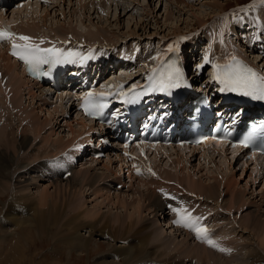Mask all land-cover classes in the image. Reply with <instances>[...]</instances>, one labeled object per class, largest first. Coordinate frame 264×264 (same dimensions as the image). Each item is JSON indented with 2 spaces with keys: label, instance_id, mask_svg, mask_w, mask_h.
<instances>
[{
  "label": "bare ground",
  "instance_id": "obj_1",
  "mask_svg": "<svg viewBox=\"0 0 264 264\" xmlns=\"http://www.w3.org/2000/svg\"><path fill=\"white\" fill-rule=\"evenodd\" d=\"M50 1L53 2V4L51 3L50 6H24L22 10H19L18 13L14 14L12 16V22H14L15 27L18 29V31L22 33L25 32L31 35H37L36 31L39 28V23H47L48 25L49 23L47 22V19L48 16L51 15L52 11L54 12V14L50 17L53 20L54 18H56V12L59 10V14L63 13L65 16V8L61 9L60 7H58V5L63 6V4L68 2V8L69 6L70 8L73 7V0ZM77 1L78 7L80 9L77 7L76 11L77 9L83 11L81 12L83 16L87 15L91 20V15L92 13H94L91 12L92 6L95 4V2H98L100 0H90L88 2H86V0ZM177 2L180 4H182V2L186 4L185 0H177ZM217 4V0L215 2H212V4H210L211 13H209L208 16L206 15L207 17L205 18V15L203 17H197L198 21L196 23L200 26L206 25L213 16L212 14L215 11H218ZM222 6H224V4H220V7ZM128 10H130V7ZM24 14H26L27 16L25 17ZM254 17L255 16L253 15L251 18L252 21L250 22L256 23L257 26L264 29V21H258ZM224 22L226 28L229 27L227 24V20H225ZM51 24L53 25L54 23H50V25ZM24 25L28 27L26 28L24 27ZM223 26L221 25L219 33L218 31H216V33L223 34L224 31H221L223 29ZM74 29L77 32L76 29L78 28ZM96 29V32H98L99 34L98 36H101V32L106 31L104 27ZM55 30H57V32L62 31V29L59 27H57L53 31ZM215 30H218V28H216ZM236 34H238V32ZM82 35L84 34L82 33ZM94 36H91L92 38L90 37V42L92 41L98 43V41L102 39L100 37L99 39H95ZM85 38L87 37H84L83 39ZM260 40H257L259 41L258 43L261 44L262 42L263 44L259 46L264 47L263 37H261ZM174 42L175 41L168 44L169 47L166 50L165 54H163L164 52L162 53L163 56L161 55V58L147 60L146 67L143 72L137 71L133 75H130V73L128 74L127 78L122 75L121 78L134 82L137 81V78H140L141 76H143L142 79H144L145 77L152 76L154 74L152 77L159 79L160 74L167 70V68H165L164 66L160 69L158 68L157 64L161 61V59L168 53H172L174 51V48L180 49L183 53L185 51V45L180 42V46L178 47ZM216 42L218 46H216V48L214 49L212 57L218 52H228L225 56L226 61L233 54H244V52L240 51L238 47H235V45L231 47L232 44H228L230 40H224L222 36L218 37ZM190 43L191 42L186 45L189 46ZM93 44L94 43H90V45ZM248 44L255 47V44L251 42H248ZM230 47L232 48V50H230ZM200 50H202V48H200ZM191 52L192 50L185 51V54H183V56L186 57L187 53ZM194 57L196 58V56ZM199 58H196V63L192 66L199 64L197 60H199L200 62L202 61L201 57ZM220 60L222 61V59ZM130 61L132 60L130 59ZM221 61H214V64H221ZM203 63L205 64L204 61ZM203 63H201V65ZM120 67L116 68V71L117 69L119 70ZM152 67L153 70H156L155 72L152 70ZM116 71L111 72L113 73L112 75L115 74V77L118 73ZM261 71H264V68H262ZM211 72H213V74L209 73L210 77H214L216 70ZM0 74L2 75H0V90H4L1 81H3V79H6V83H8V85L11 84L10 98L13 99L15 107H20L19 105L21 98H18L17 96L19 95V93H21L22 89H26L33 101L36 102L35 105H38L39 109L46 108L49 115L46 116V118L42 121L32 119L31 113L33 108H29L28 110H26L23 118L21 119L22 122H24L25 119L28 118L32 119V125L30 126L29 124L30 127L28 129L30 130L31 128L36 137L42 134L43 128L52 125L51 123H53V121H55L57 124L58 121L60 122L62 120H66L67 125L72 132V135H70L72 137H69V139H72L65 141V143H62L61 138V141L59 139L53 140L54 144L58 146L50 151L51 153L49 154V157H52L47 158L44 162V158H42V160H37V157L39 158L42 153H39L40 151H37V153L32 152L35 151V148L33 150L28 148L31 151L25 152V149L26 147H28L27 145L31 140L28 133L26 134L27 129L25 130V133H19L13 127H9L12 130H8L7 125L10 118H6L7 115L2 117L3 119L0 118V191H4L5 193L8 191L12 194L11 199L8 201V203L1 204L0 206V254H2V252L4 254V252H6V249L10 250V247L14 246L12 240L15 241L14 234L16 231L18 232L19 229H23L21 232H31L32 234H34V232L37 230V227H41L45 220H49L50 222L48 228H50L51 230H57L52 235L54 238H56V241H62L64 242V244L66 243L69 248L73 247L72 250L78 251L79 254H81V251H85L87 255H89V250L86 248L89 246V243L91 242L93 236H99L104 241H108L110 243L108 245V251L105 254L97 253L98 255L95 264H264L263 220L258 221L254 219L253 221L252 219L253 222H251V226L250 224L247 225L250 229V242L243 241L246 244H237V236L236 238H234L236 234L234 235V237L231 235L232 232L234 233L233 222V227L229 225L231 224L230 221L234 219L229 218L230 220L228 219V224L223 226L221 223L224 221L227 222V219L222 220L221 223L219 221H221L224 216L223 218H220L219 216L220 220L218 221L217 219L215 220L210 216L205 215V225L207 226V228L210 226V223H213L215 221L217 227L220 225L223 226H221L216 231L218 232V234H216L215 237H218L219 239L222 237V241L217 242L221 247L230 249L231 251L229 252H222L218 248H214L208 243L197 239L196 236H194L195 233L193 231L188 233L174 227L172 228L170 224H166L163 221H166V219L162 220V218H164V207L161 200V194L160 192L157 193L156 191V188L158 186L165 187L164 181L157 177V169H159L158 167L160 166V163H163L165 160L169 159V161L172 160L173 163L177 167H179V169L181 168V171H185V173L187 172V176H181L182 173L180 172V174L176 170V172H174L176 174V182L178 184H182L187 180L188 184L185 186L186 190H188L187 193L189 191L195 192V194H197L200 198L206 196V202H208L207 200L212 199H214V201H220L221 197H225L226 194L231 192L232 199L230 200V209H233V206L234 208H237L239 206L238 204L241 202L242 204H244L246 189L245 188L243 190L241 188H237L238 182L231 180V177H233V179L236 178V174L234 173V169L236 167H234L233 165L235 164V162H238V158L228 157L227 151L224 149L203 148L199 151V162L201 163L199 165L197 164V167H194V162H192L191 160L192 156L191 158L188 157L189 154H191V150H189L190 152L187 154L186 158L173 147L160 148L156 149L155 151H151L152 149H145L143 152L140 151V149H135L139 154H137L134 149H126L125 153L131 154V156H129V159L131 160L132 164L137 169L140 168L142 170V173L139 174V176L133 175L131 172H129L128 176L131 178L129 182L126 181L125 176L120 175L121 171H123L124 165V161L120 159L121 156H115L114 158L113 156L109 155L107 156V158L102 159V161H106V163H104L102 166V169H104L105 172L98 171V166L99 164H101V161L98 160V163L95 164V166H87L83 170L81 169L80 175H78L79 173H77V176L74 177V174L72 173L73 167L67 164L68 167L63 170V172H60L62 169L59 166V162H62L60 160L61 154H67L65 152L67 148L71 146V141L74 140V138L78 135L82 134L84 127H86L85 120L82 117H78V114L77 117L75 114L71 115V112H75L76 105L72 103L70 97H67L66 95H58V102L54 105V102H50L46 98H44L46 94L41 89V97H38L39 99L37 100L35 98L37 96L35 91V88L37 86H31L30 83L32 82H30V80L25 77L24 71L20 68L17 62L14 61L10 56H8L3 50H0ZM198 77L199 76L195 75V83L199 86L202 80L200 81ZM109 80H112V77ZM114 81H116L119 86L121 85L120 82L117 81V79ZM203 82L207 83V81H204V79ZM209 85L210 84H207L205 86L209 87ZM221 86L222 85L220 83H217L216 90H219V87ZM37 89L39 90V88ZM1 101L2 99L0 98V103L3 102ZM1 105L6 104L2 103ZM3 113H6V110H4ZM5 118L6 120H8L7 124L5 122ZM73 118L76 119L73 120ZM71 120H73L76 124H79L80 130L76 129L75 123ZM228 121L229 120H227V122ZM9 124H11V122ZM44 138L48 141L49 136H45ZM168 149L169 155H165L163 157L159 156L161 152ZM190 149L197 150V148ZM184 152L185 151H183V153ZM148 155H150L149 158L151 159L152 170L148 169L149 164L147 162L148 159L146 158V156ZM155 157L161 162L157 164V160L154 159ZM202 157L203 161H201ZM219 157H221L219 161L220 165H218L219 163L217 161ZM193 159L196 160L197 158L193 157ZM91 161L94 160L92 159ZM241 162V169L243 172L246 171V169L251 168V165H249L248 162L246 163L244 160ZM205 167H211L210 169H216V171L221 167L225 175H220V178L218 177L220 180L217 178L215 180L214 178L206 179L209 180L207 182H205L201 178L193 179L191 177L190 172H192V170L196 171L197 169H199L198 172L201 173L203 172ZM261 170L264 171V168L262 167ZM223 171L221 172L222 174H224ZM146 174L149 175L150 178L142 179V177H145ZM230 174H232L231 177L229 176ZM64 175L67 176L64 177ZM194 175H196V172ZM55 176L57 178H55ZM17 177L18 180L16 179ZM171 177L173 176L171 175ZM81 178L82 180L81 182H79V179ZM262 179V181L264 182V176ZM101 180H109L110 183L108 184L104 182L101 184L99 183ZM138 181L142 183L141 186H143L144 188H137L134 185V183ZM114 183L116 184V186L118 183L125 184V186L129 184V189L127 191L124 190V192H114L112 190V185ZM222 185L225 186L224 190L227 189V193H224L222 191ZM87 192H91V194L88 195ZM261 195L262 196L260 198L264 199V192H261ZM87 197H89L90 199H87ZM253 202L256 203L255 201H252L250 204H253ZM158 211H161L160 215L157 214ZM222 213H224V211H222ZM234 222L236 226L237 223L235 220ZM208 229L210 232V228ZM61 231L65 233L61 234ZM83 231H85L84 234H86V237L83 236ZM179 231L181 232L179 233ZM216 232L213 231L212 233L215 234ZM189 235H193L194 239H190ZM213 235L211 237H213ZM233 238L235 239V242H233ZM15 250L16 248L12 250L11 247L12 252H15ZM6 254L10 253L6 252Z\"/></svg>",
  "mask_w": 264,
  "mask_h": 264
},
{
  "label": "rangeland",
  "instance_id": "obj_2",
  "mask_svg": "<svg viewBox=\"0 0 264 264\" xmlns=\"http://www.w3.org/2000/svg\"><path fill=\"white\" fill-rule=\"evenodd\" d=\"M88 1L90 0H86V2ZM215 1L216 0H185L186 4L183 2L182 4H180L177 2V0H100L98 2H95V4L92 6L91 12L94 13H92L90 20L87 15L86 16L84 15L85 17L83 16V14L81 13L83 11L79 10L80 8L78 7L77 4L78 1L73 0V7L70 8L69 6L70 9L68 8L69 5L68 2L63 4V6L58 5V7H60L61 9L65 8L64 9V13L66 12L65 16L63 13L59 14L60 11L59 10L56 12L57 16L53 20L50 17L54 14V12L52 11L51 15H49L47 19V22L49 23L48 25L47 23L43 24L38 22L39 28L37 29L36 33L37 35L39 34L44 35L46 36V38H50L53 40L55 39L59 40L58 38H61L60 40L67 39L74 41H82L85 43L99 44L101 46L105 44L108 47H117L119 54L125 52L133 53V56H131L130 54L127 55V57H129L133 62L132 61L123 62V64L119 69L120 71L117 69L116 72H118L119 74L121 73V75L118 76L119 78L122 75H124L125 78H127L128 74L131 73L130 75H133L137 71L143 72L146 67V61L149 59L161 58L163 56L162 53L164 52L163 54H165L166 50L168 49L169 47L168 44L173 41H175L174 43L178 47L180 46V42H181L183 45H185V51L186 49L187 51L192 50V52H194L192 53L193 56L196 57H197L196 55L197 51H199L200 48H202L201 51L202 53L200 52L201 55L198 52L202 60L204 56H206V52L213 54L214 49L216 48V46H218V44H216L217 43L216 40L220 36H222L224 40L225 39L230 40L228 44H232L231 47L235 45V47H238V49L244 53L247 52L245 46L246 47L249 46L248 42H252V40H260L261 37H263L264 40V29L262 27L257 26L256 23L250 22L252 21L251 18L253 15L255 16L254 18L256 20L264 21V6L259 5V0H217L218 11H215L212 14L213 16L206 25L204 26L198 25L196 23L198 21V18L203 17L204 15H205L204 18L207 17L208 14L211 13L210 4H212V2ZM220 4H224V6L220 7ZM254 4L257 6L253 7L252 5ZM77 7L79 9H77L76 11ZM129 7L130 10H128ZM244 9H248V11H243ZM237 16H242L243 19H237ZM225 20H227V24L229 26L227 28L225 26V22H224ZM50 23H54V24L50 25ZM69 25L71 26V28ZM221 25L222 26L224 25L222 27L223 29L221 30L224 31V33L218 34L221 29L220 27ZM24 27L27 28L28 26L24 25ZM57 27L61 28L62 31L60 32H57V30H55L56 32L53 31ZM101 27L102 28L104 27L106 31L101 32V36H98L99 34L98 32H96L97 31L96 28H101ZM74 28H78L76 29L77 32L75 31ZM216 28H218V30H215ZM216 31H218V33H216ZM237 31H239L238 34H236ZM240 31L242 34L240 33ZM82 33L84 35H82ZM91 36H94L95 39H99L100 37L102 38L100 40L103 41L99 40L98 43L92 41L90 42ZM84 37L87 38L83 39ZM189 42H191L190 45L189 46L186 45ZM261 44L263 43L261 42ZM261 44L258 43L256 45L259 46ZM231 47L230 50H232ZM227 53L228 52L216 53L215 56L217 54L218 56L215 59L214 58L212 59L213 62L211 61V63L207 64V65L213 64L212 65L213 67L211 66L210 68V66H208L206 68V71L210 73L213 68L216 70L214 61H221L220 59H222L221 62L225 61L226 58L225 56L227 55ZM212 54L207 55L205 58L208 59V57H210L211 59ZM251 56L256 61V63L263 66L264 58L261 57V53L256 52L253 53V55ZM188 58L191 59L189 56ZM197 61L200 63L199 60ZM202 61L205 62V59ZM205 64L203 63L202 65L204 66ZM111 77L112 80L117 79L115 75L114 76L112 75ZM141 78L142 76L137 79H141ZM201 83H203V80L201 81ZM9 86L11 87V84L8 85L7 83V88ZM6 90L5 89L0 90V98L3 101L1 102L6 104V105H1L2 103H0L1 106L0 108H2L0 109V118L4 117L5 115H7L6 118H10L9 123L11 122V124H9L7 122L8 120H6L5 118L6 124L8 123L7 125L8 130L13 127L15 130H17V132L25 133V130L27 129L26 134L28 133L31 140L30 143H28L27 145L28 147H26L25 152L26 151L30 152L35 148V151L32 152L37 153V151H40L39 153H42L41 156H39V158L37 157V160L39 159L42 160V158H44V162H45L47 158L52 157V156L49 157V154L51 153L50 151L58 146L54 144L53 140L55 139L60 140L61 138L62 143L63 142L65 143V141L72 139V138L69 139V137H72L70 136L72 135V132L71 129L68 127L66 120H62L60 122L58 121L57 124L55 121H53V123H51L52 125L43 128L42 134L36 137L33 130H31V128L29 130L28 128L32 125L31 124L32 119L42 121L46 118V116L49 115L46 108L41 107L43 110L39 109L38 105H35L36 102L33 101V99L30 97L26 89H22L21 93H19V95L17 96L18 98H21L19 105L21 108L20 107L17 108L14 106L13 99L10 98L11 96L9 97L10 99V106H9ZM212 92L214 91L212 90ZM29 108L31 109L33 108L32 113L30 112L32 114L31 115L32 119L28 118L29 120L25 119V121L22 122L21 119L23 118L25 111L28 110ZM4 110H6V113H3ZM74 119L76 118H73V120ZM75 127H80V126L79 124L75 123ZM77 130L80 129L78 128ZM45 136L46 137L49 136L48 141L44 138ZM28 148H30L31 150ZM220 158L221 157H219V159L217 160L218 163L220 161ZM154 159L157 160V162L154 160L157 164L161 162L156 157ZM100 161L101 164H99L98 166V171L105 172L104 169H102V166L104 163H106V161L105 160H103L104 162H102V160ZM199 161L200 160H198V165L201 163ZM201 161H203V157ZM93 162L94 161H91L90 163L85 162L83 164L84 168L87 166L88 167L95 166V164L98 163L96 162L92 164ZM193 164L194 167L195 166L197 167L195 162ZM70 165L73 167L72 173L74 174V177L77 176V173H79L78 175H80L81 172L80 170L84 169L82 167L75 168L74 165L72 164ZM218 165H220V163ZM175 166L176 165L173 163V161L172 160L169 161V159L165 160L163 163H160V166L158 167L159 169H157V177L164 181V186L166 187L171 184L170 185L171 187L182 190L184 193L188 194L190 196L189 198H191L193 202H196L202 206L201 207L202 212L206 216H210L211 218L215 220L217 219L218 221L220 220V218H223V216L224 218L226 217L225 219L223 218L221 219V221H219L221 223L222 220L227 219V222L224 221L225 223L224 222L221 223L223 226L228 224L229 218L234 219L237 223L236 226L234 220H231L230 221L231 224L229 225H231V227L234 226L233 228L234 233L232 232L231 235L234 237V235L236 234L234 238H236L237 236L236 238L238 240L237 244H241V243L246 244L243 241L250 242L251 240V236H249L250 229L248 228L247 225L250 224L251 226L252 224L251 222H253L254 219L258 221L261 220L264 221V199L260 198L262 196L261 192H264V182L261 181L263 177L260 180H258L259 176L257 175L253 176V173H251L250 175V172L247 173L245 171L243 172L242 169L239 168V166H235L236 168L234 169L235 171L234 173L236 174L235 175L236 178L233 179V177H231L232 174H230L229 176L231 177V180L238 182L237 188L239 189L241 188L243 190L246 188L247 190L245 189L244 204H242L241 202L238 204L239 206L237 208H234L233 206L232 207L233 209H230L231 208L230 200L232 199L230 191H229L230 193L226 194L225 197H221L220 201L219 200L214 201V199H212V200H207L208 202H206V196L200 198L198 197L197 194H195V192L189 191L187 193L188 190H186L185 187L188 184L187 180L182 184H178L176 182L175 179L176 174L174 173L176 172V170L178 173L180 172L182 173V174L180 173L181 176L183 175L187 176L186 174L187 172L185 173V171H181L182 170L181 168L179 169V167L177 166L175 167ZM210 168L211 167L209 168L205 167L206 170L204 169L203 172L201 173L198 172L199 169H197L196 171L192 170V172H190L191 177L193 179L201 178L205 182H207L209 180L206 179L214 178L215 180L216 178L219 179L220 175H225L221 167L217 169V171L216 169H210ZM212 171L213 172L216 171V172L213 173ZM222 171L224 174L221 173ZM195 172L196 175H194ZM162 175L164 176L166 175V177H162ZM171 175L174 178L171 177ZM18 177L16 178L17 180ZM55 178L57 177L55 176ZM143 178H150V177L149 175L146 174V176L142 177V179ZM174 179H175V183H168ZM81 180L82 178L79 179V182H81ZM104 182L108 184L110 183L109 180L107 181L101 180L99 183L102 184ZM128 185L129 184H127V187L117 189L116 188L117 186L114 183L112 185V190L114 192L115 191L124 192V190L127 191L129 189ZM134 185L137 188L140 187L144 188L143 186H141L142 183H140L139 181L135 182ZM221 187L223 188L222 191L224 193H227V189L224 190L225 186L222 185ZM87 193L88 195L91 194V192L90 193L87 192ZM11 196L12 194L9 193L8 191L6 193L4 191L3 192L0 191V206L1 204L8 203V201L11 199ZM87 199L90 198L87 197ZM252 201H255L256 203L253 202V204H250ZM210 209L214 211H211ZM222 211H224V213H222ZM160 213L161 211L157 212V214L159 215ZM218 213H220L222 216ZM49 222H50L49 220H45L44 223L41 225V227L44 226L47 229L44 227L43 228L37 227V230L34 232V234H32L31 232L28 233L21 232L23 229H19L18 232L16 231L14 234L15 241L12 240L14 246H11L12 250L15 248L16 250L15 252H12L10 247V250L6 249V252H9L10 254H6V252H4L3 254L2 252V254H0L1 257L0 264H95L98 255L97 253L105 254L108 251V247H109L108 245L110 243L108 241H104L99 236H93L91 242L89 243V246L86 248L89 250V255H87L85 251H81V254H79L78 251L72 250L73 247L69 248L66 245V243L64 244V242L62 241L61 242L56 241V238H54L52 235L57 230L54 229L51 230L50 228H48ZM232 222L234 224L233 226H232ZM213 223H210V226L208 227L210 228L211 236L214 234L212 233L213 231L216 232L222 226L219 224L220 226L217 227L216 221ZM84 232L85 231H83L82 233L84 234ZM60 233L63 234L65 232L61 231ZM216 234H218V232H216L211 238L218 239L216 241H222L221 239L222 237L220 239L218 237H215ZM85 235L86 234H84L83 236L86 237ZM189 236L190 239H194L193 235H189ZM234 238H233L234 240L233 242H235Z\"/></svg>",
  "mask_w": 264,
  "mask_h": 264
},
{
  "label": "snow or ice",
  "instance_id": "obj_3",
  "mask_svg": "<svg viewBox=\"0 0 264 264\" xmlns=\"http://www.w3.org/2000/svg\"><path fill=\"white\" fill-rule=\"evenodd\" d=\"M259 5L264 6V0H259ZM252 6L256 7L257 5L254 4ZM243 11H248V9H244ZM237 19H243V17L237 16ZM7 40L12 42V55L17 56L28 64L33 72L40 65L66 63L69 60L74 62V58L80 55L73 51H69L65 55L62 49L56 47L41 48L38 44L32 42V37L18 35L9 26L0 27V41ZM17 41H21V43H17ZM89 58V56H80V62L83 63L84 60ZM205 63H211V61L205 58ZM197 67L203 68V65H197ZM215 68L214 79L222 85L219 89L220 92L240 93L264 100V75L259 74L252 67L239 61L236 57H232V60L228 64L217 63ZM153 71L155 72L156 70L154 69ZM43 74L48 75L49 73L45 72ZM150 79L153 80V83L148 89L144 90L145 92L161 91L170 93L171 89L182 87L183 72L178 66L172 65L160 74L159 79L154 77H150ZM132 90L135 91V87ZM104 95L105 93L96 94L89 92L81 107L90 116L101 115L103 109L108 105L103 100L97 99V96L103 97ZM121 95L127 96L126 93H121ZM140 96L141 93H137L135 97L129 99L127 102L134 103L140 99ZM257 132L264 133V125L253 130L252 136L244 141L245 145L254 138ZM137 171L139 172V169ZM165 195L167 196L168 194L165 193ZM170 198L175 199V197ZM173 211L178 214V218L173 221L175 225L192 230L197 239L208 243L214 248H218L222 252L231 251L230 249L221 247L215 239L211 238L209 229L201 223L204 219L203 217L192 215L186 208H176Z\"/></svg>",
  "mask_w": 264,
  "mask_h": 264
}]
</instances>
